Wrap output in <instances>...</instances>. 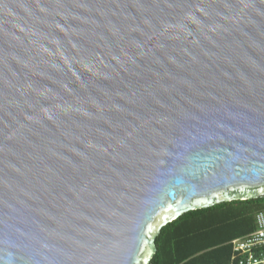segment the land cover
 Listing matches in <instances>:
<instances>
[{"label": "water", "instance_id": "1", "mask_svg": "<svg viewBox=\"0 0 264 264\" xmlns=\"http://www.w3.org/2000/svg\"><path fill=\"white\" fill-rule=\"evenodd\" d=\"M259 199L264 0H0V264H149Z\"/></svg>", "mask_w": 264, "mask_h": 264}, {"label": "trees", "instance_id": "2", "mask_svg": "<svg viewBox=\"0 0 264 264\" xmlns=\"http://www.w3.org/2000/svg\"><path fill=\"white\" fill-rule=\"evenodd\" d=\"M264 200L233 201L188 212L164 226L149 264H229L228 243L254 230Z\"/></svg>", "mask_w": 264, "mask_h": 264}, {"label": "built area", "instance_id": "3", "mask_svg": "<svg viewBox=\"0 0 264 264\" xmlns=\"http://www.w3.org/2000/svg\"><path fill=\"white\" fill-rule=\"evenodd\" d=\"M229 264H264V210L254 215V230L231 240Z\"/></svg>", "mask_w": 264, "mask_h": 264}]
</instances>
